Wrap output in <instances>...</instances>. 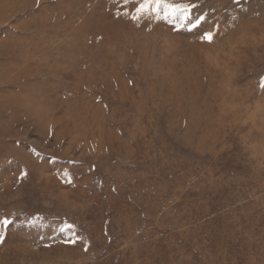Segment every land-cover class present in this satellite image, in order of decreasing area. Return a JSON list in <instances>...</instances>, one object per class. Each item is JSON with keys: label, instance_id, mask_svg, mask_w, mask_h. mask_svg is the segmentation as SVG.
Instances as JSON below:
<instances>
[{"label": "rangeland", "instance_id": "1", "mask_svg": "<svg viewBox=\"0 0 264 264\" xmlns=\"http://www.w3.org/2000/svg\"><path fill=\"white\" fill-rule=\"evenodd\" d=\"M54 1L0 19V264H264V45L239 53L230 80L249 110L206 147L187 113L150 94L138 60L112 58L127 90L86 76L83 39L56 37L54 18L38 26ZM115 1L74 14L108 19ZM175 2L206 17L201 28L147 12L182 36L264 11V0Z\"/></svg>", "mask_w": 264, "mask_h": 264}, {"label": "bare ground", "instance_id": "2", "mask_svg": "<svg viewBox=\"0 0 264 264\" xmlns=\"http://www.w3.org/2000/svg\"><path fill=\"white\" fill-rule=\"evenodd\" d=\"M49 1L52 0H43ZM83 1L84 5L90 4L92 11L98 8V0H56L49 11L50 16L38 21V26L46 27L54 18L58 28L56 37L69 32L71 37L83 39L85 45L77 52L82 60L93 62L88 67L82 64L89 78L102 79L108 85L116 81L122 90H127L124 81L117 79V72L112 69V58L121 55L118 59L122 65L138 60V73L149 83L150 94L164 92L165 106L177 113L181 110L187 113L190 133L199 130L200 143L206 147L219 139L220 122L230 123V120L243 118L249 110L253 97L247 92L243 96L236 94L230 89V80L243 59L239 53L253 52L264 45V11L239 14L230 19L211 17L203 30L215 34L209 43L201 39L203 32L192 36L173 33L147 11L133 20L132 17L138 15L133 5H138L141 0H117L108 4V11H112L110 17L96 21L81 13L74 14L73 8L79 9ZM35 2L0 0V19L7 20ZM105 7L103 10L107 9ZM38 14L42 16L44 11L39 10ZM76 21L80 22V30L71 28V22ZM18 27L26 31L30 25L19 23ZM14 43L13 38L5 41L8 48ZM102 69L112 70L108 78H102ZM32 100L38 105L35 98ZM253 114L257 116V113ZM263 149L262 143H258L254 151L263 152Z\"/></svg>", "mask_w": 264, "mask_h": 264}, {"label": "snow or ice", "instance_id": "3", "mask_svg": "<svg viewBox=\"0 0 264 264\" xmlns=\"http://www.w3.org/2000/svg\"><path fill=\"white\" fill-rule=\"evenodd\" d=\"M133 7L138 14L132 17L133 20L139 19L146 11H150L154 16L167 22H171L178 17L180 27L186 28L189 32L201 28L206 21V17L203 15H193L191 11L193 5H183L173 2V0H141L138 5H133ZM214 35L211 30L204 31L201 39L211 43ZM68 182L70 183V181ZM2 223L7 226L9 221L4 220Z\"/></svg>", "mask_w": 264, "mask_h": 264}]
</instances>
